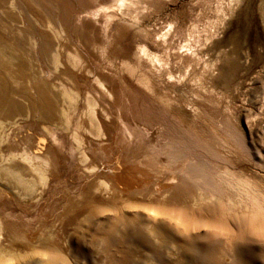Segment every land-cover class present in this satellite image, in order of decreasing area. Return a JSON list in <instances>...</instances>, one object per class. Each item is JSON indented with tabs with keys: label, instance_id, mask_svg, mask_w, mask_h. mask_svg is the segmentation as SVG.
<instances>
[{
	"label": "rangeland",
	"instance_id": "rangeland-1",
	"mask_svg": "<svg viewBox=\"0 0 264 264\" xmlns=\"http://www.w3.org/2000/svg\"><path fill=\"white\" fill-rule=\"evenodd\" d=\"M0 264H264V0H0Z\"/></svg>",
	"mask_w": 264,
	"mask_h": 264
}]
</instances>
